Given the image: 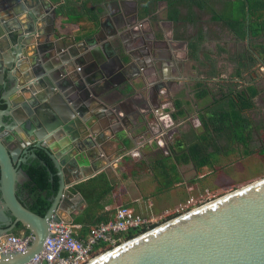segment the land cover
I'll list each match as a JSON object with an SVG mask.
<instances>
[{
    "label": "water",
    "instance_id": "obj_1",
    "mask_svg": "<svg viewBox=\"0 0 264 264\" xmlns=\"http://www.w3.org/2000/svg\"><path fill=\"white\" fill-rule=\"evenodd\" d=\"M46 1L0 0V72H11L4 89L12 86L4 98L13 108L6 113L20 142L14 150L0 136V223L11 225L0 240L17 226L34 236L24 252L3 255L0 264L31 262L42 252L51 222L71 223L73 214L87 206L73 190L100 173L111 177L116 158L106 155L105 147L109 136H115L110 125L125 119L124 75L146 82L149 73L140 68L159 63L154 68L161 78L163 68L175 63L172 50L185 43L172 34L167 40H151L137 31L132 15L122 8L132 0H115L121 8L100 18L91 38L76 42L56 31V4ZM114 59L119 62L116 72ZM136 65L138 73L130 75ZM30 147L48 154L60 178L44 217L18 195L19 176L28 177L19 170V155ZM88 264H264V178L127 240Z\"/></svg>",
    "mask_w": 264,
    "mask_h": 264
},
{
    "label": "trees",
    "instance_id": "obj_2",
    "mask_svg": "<svg viewBox=\"0 0 264 264\" xmlns=\"http://www.w3.org/2000/svg\"><path fill=\"white\" fill-rule=\"evenodd\" d=\"M54 1L60 2L61 0ZM136 1L140 6L141 18L147 17L154 12L160 2H165L167 6V19L175 24H196L205 12L211 14L212 21L223 23L240 39L248 37L255 39L264 35V0ZM221 1L223 10L221 13H217L215 6L220 4ZM102 2L104 0H64L57 9V18H62L63 22L72 23L79 27V30L75 34L77 40L81 41L90 38L97 33L99 28L102 11L100 5ZM91 4L94 6L91 7ZM78 5H81V7H78ZM190 47L194 54V51L198 49V42L190 44ZM251 57L253 58V54H250V59ZM261 60L264 61L263 56ZM240 74L241 72L238 70L237 75ZM199 87H204L199 91V98L203 99L212 95L205 88L204 84H200ZM258 94L257 88L249 86L245 90L231 91L220 98L212 96L213 100H211V104L202 112V123L204 125L202 129L206 137H201L199 133L193 131L187 141L181 139L178 144L184 146L181 149L183 150L182 153H179L180 156L173 159L169 155L157 160L151 166L154 178L158 181L157 183L168 190L178 182V179L167 180V176L170 177L171 175V169H175L177 166L175 162L179 163L183 161L184 163L192 162L194 164L198 175L193 180V185L199 179V175L205 172L206 168L214 171L222 156L227 157L233 152H239L241 147L244 148L243 154L246 156L254 153L255 151L251 150V142L255 129L259 130V127L249 118L247 112L254 107L255 102L253 100ZM174 106L175 111L172 113V116L176 120L185 113L180 101L175 100ZM258 152L264 157V147H261ZM36 154L37 158L31 159L26 165H23L29 177V181L25 185L28 198L23 203L32 212L44 217L52 206L53 198L58 193L60 178L48 154L44 150L39 149L36 150ZM134 171L127 168L125 177ZM160 172L164 176H160ZM114 191L115 185L111 183L105 173H101L77 185L73 190L75 193H81L87 201L85 209L73 218V224L81 226L77 231L81 238L88 236L91 229L96 225L109 222L115 218V209L110 211L105 210L106 199ZM126 207L128 206L126 205ZM140 233V231H130L122 234V238L123 240H130ZM25 235H29L27 230H25ZM98 251L99 249L96 250V252Z\"/></svg>",
    "mask_w": 264,
    "mask_h": 264
},
{
    "label": "crops",
    "instance_id": "obj_3",
    "mask_svg": "<svg viewBox=\"0 0 264 264\" xmlns=\"http://www.w3.org/2000/svg\"><path fill=\"white\" fill-rule=\"evenodd\" d=\"M46 2L47 5H51V7L53 4H56L57 10L64 0L60 2L47 0ZM149 17L151 18V16ZM150 18H148V16L144 18L140 17L141 20L137 24V31L141 32L144 36H149L151 40L153 37L158 39L154 33H149V30L145 28L144 23L149 22ZM55 28L62 36L74 37L76 42L82 41L77 40L75 36L76 32L79 30V27L75 24L65 23L62 18L60 19L58 17L55 22ZM145 30H147V34L144 32ZM171 32L172 31H169V33H167L169 34L167 35L168 38L172 34ZM150 44L152 46L153 42H150ZM181 53L179 47L175 51L172 50V54H177V57H174L175 63L163 68L165 72H163L161 78L158 77V74L160 75L158 69L154 68L159 66V63H155L154 67L142 68L143 70L140 68V71H144L147 74L149 73V78L146 82L137 78H134L135 80H130L124 75L125 80L127 78V84L123 85L125 86V93L122 96L121 106L122 115L125 119L120 121V125L118 126L114 127V125H110L114 129L113 133H115V136H109L108 142L111 143L105 147L106 155L115 157L119 160L118 163H116V159L113 161L111 177H108L111 183L115 185V191L106 199V211L116 210L119 207V205H116L118 201L116 197L119 196L120 202L122 204L124 202L127 203L126 205L128 208L134 210L136 214L154 220L163 219L190 194V189L193 186L192 182L195 178L193 180H187L186 174L191 166L196 170L192 162H175L177 166L175 169H171V175L170 177L167 176V180L171 181L178 179V182L174 184L172 188L168 189L167 192H161V190L158 189L159 184L155 181L151 170V166L160 158L170 155L174 159L180 156L179 153H182L183 150L181 149H183L184 146L178 144L181 139H183V134L186 133H182L178 128L186 121L190 120L188 108L191 103L193 104L192 100L194 99V102H198L195 108H200L203 101L205 102L206 99H211H209L210 96L203 99L198 97V87L200 84H203L202 82H204V80L190 73L191 68L180 60ZM117 65H119V62L114 59L112 66L116 67L115 72L118 70ZM138 71L139 66L136 65V68L130 69V75H135ZM128 84H132L133 87L126 88ZM159 85L161 89L158 91L156 88H158L157 86ZM17 96L18 95L13 98ZM170 100L173 103L175 100L180 101L183 105L182 109L185 114L175 120L171 114V110H165V115L170 116L163 117L160 115L159 120L161 122L163 121L162 127V125L157 124L158 119L155 111ZM190 121H192V119ZM96 123L97 122H95V124ZM160 126L163 128L162 132H168L169 139L165 141V148L159 146L157 140L155 141L157 134H160ZM106 129H108V127ZM194 129L191 128V131H196ZM176 133L179 134L176 136ZM174 139H177L175 144L173 143ZM118 142L123 146H120V149L117 150ZM171 152L173 153L171 154ZM174 152H176V154H174ZM129 164H131V166H128ZM127 168L135 171L125 177ZM85 207V205H82V210L73 214L71 218L72 222L74 216L81 213ZM20 235L21 234L18 236Z\"/></svg>",
    "mask_w": 264,
    "mask_h": 264
},
{
    "label": "rangeland",
    "instance_id": "obj_4",
    "mask_svg": "<svg viewBox=\"0 0 264 264\" xmlns=\"http://www.w3.org/2000/svg\"><path fill=\"white\" fill-rule=\"evenodd\" d=\"M114 2V0H104L101 3L100 18L105 19L106 16L114 13L112 11L116 9V12L121 8L116 6ZM90 6L94 5L91 4ZM110 7L113 10H110ZM166 7L165 2H160L156 10L148 15V18H150L149 16L151 18L146 23L147 27L145 26V28L149 30V33H154L159 40L169 39L167 36L169 34L163 33V29H171L175 41L185 42L181 46H185L183 47L184 50L187 48V58L181 53L180 60L191 68V74L205 80V88L212 93L209 97L210 100H213L212 96L220 98L231 91L245 90L249 86L257 88L259 94L253 100L255 105L247 113L249 118L259 127V130L255 129L251 142V150L255 151L254 153L246 156L243 154L244 148L241 147L239 152H233L227 157L222 156L214 171L206 168L205 172L199 175V179H196L197 182L190 189V194L174 210H171L165 218L155 220V227L264 178V157L258 152L261 147H264V61L261 60L262 56L264 58V39H250L249 37L240 39L223 23L212 21L211 14L205 12L196 24H175L167 19ZM215 7L216 12L221 13L223 10L222 1ZM140 20L138 19V23ZM105 23L107 24V21ZM144 32L147 34V30ZM197 42L198 49L193 54L190 44ZM250 54H253L251 59ZM238 70L241 72L240 75H237ZM203 88L198 87V90ZM210 100L203 101L200 108H195L198 102L192 100L193 104L191 103L188 108L192 121L188 120L178 128L182 133H186L183 134V140L187 141L191 137L193 132L191 128H195L194 130L199 133V136L206 137L202 129L204 126L202 112L211 104ZM178 134L176 133V136ZM176 140H173L174 144ZM159 175L164 176L161 172ZM197 175L198 172L191 166L186 174V179L193 180ZM158 189L161 192L168 191L160 184ZM116 199L118 200L116 205L126 206L127 203L122 204L120 202L119 196ZM189 201L191 203H188ZM182 206L184 210L179 212L178 210ZM17 234L23 235L22 232ZM17 234L16 236H18Z\"/></svg>",
    "mask_w": 264,
    "mask_h": 264
},
{
    "label": "built area",
    "instance_id": "obj_5",
    "mask_svg": "<svg viewBox=\"0 0 264 264\" xmlns=\"http://www.w3.org/2000/svg\"><path fill=\"white\" fill-rule=\"evenodd\" d=\"M165 110H171V114L175 111L174 103L171 100L163 104L160 109H156L157 124H163V121L159 120L160 115L170 116L165 115ZM162 127L160 126V134H157L155 141L157 140V144L165 148V141L169 138L167 131L162 132ZM180 210H184L183 206L178 211L180 212ZM155 223L154 219L140 216L126 206H119L113 220L96 225L84 238H81L77 233L81 228L80 225H75L73 222H51L50 233L42 252L28 264H88L100 254L126 242L127 240H123L122 234L140 231L139 235H141L153 229ZM33 240L34 236L31 234L10 235L2 238L0 240V259L3 255L24 252ZM97 249H99L98 252H96Z\"/></svg>",
    "mask_w": 264,
    "mask_h": 264
},
{
    "label": "flooded vegetation",
    "instance_id": "obj_6",
    "mask_svg": "<svg viewBox=\"0 0 264 264\" xmlns=\"http://www.w3.org/2000/svg\"><path fill=\"white\" fill-rule=\"evenodd\" d=\"M115 1V0H114ZM133 2L136 1V0H132ZM133 2H128L127 4H125L123 6V10L124 12L132 15V17L130 18V23H132L134 25V27H137V24H138V21L136 20L135 18V14H138V19H140V6L137 2V4L133 3ZM110 10L112 9V7L109 8ZM113 10V9H112ZM116 10V9H115ZM114 11V13H116ZM153 13V12H152ZM163 23V22H162ZM145 26H146V23H144ZM147 27V26H146ZM165 27V26H164ZM166 28V27H165ZM170 29L166 28V29H163V33H169ZM264 39L263 38V35L257 37V39ZM256 39V38H255ZM181 45H184V44H179V48L181 49V52L183 55H186V51H184V48L185 46H181ZM187 50V48H185ZM186 57V56H185ZM187 58V57H186ZM262 63V61H261ZM11 72H4V74L2 75V73L0 72V136H2L3 139L6 140V142L8 143L9 147L13 148L14 150H18L20 149L19 145H20V142H19V138L16 137V135L14 134L15 130H14V127L12 125V128H11V124H12V121L10 120L9 116H7L8 114L6 112L12 110L13 111V108L12 109H9L8 108V105H7V101L5 100L4 98V95L6 93V91H8L10 89V87L12 86L11 83H8L7 85V89H4V83L9 79V75H10ZM8 82V81H7ZM203 83V82H202ZM206 87V83H205V80H204V83H203ZM16 96V95H14ZM12 96V98L14 97ZM14 99H18V96ZM8 102L10 101V98L7 99ZM1 112H4L3 114H1ZM25 151V150H24ZM22 151L19 155V160H18V164H20L19 166V170H21L23 168V165H26L28 163L29 160L31 159H34L32 157L33 153H36V150L35 148L33 147H30L27 151ZM24 170V168H23ZM26 172V171H25ZM29 181V177H27L25 174H22L21 173V176H19V187H18V195L19 197L21 198L22 201H26L27 198H28V193H27V189L25 187L26 183ZM11 225H7V224H3V223H0V234L1 233H4L6 230L10 229ZM23 233L22 236H25V230L22 229L21 226H17V228H15V230L13 231V234L11 235H16V233Z\"/></svg>",
    "mask_w": 264,
    "mask_h": 264
}]
</instances>
